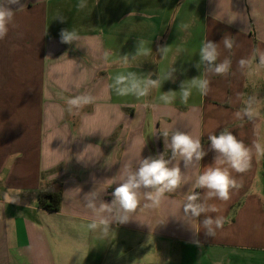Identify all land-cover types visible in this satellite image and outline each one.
<instances>
[{
  "label": "crops",
  "instance_id": "obj_1",
  "mask_svg": "<svg viewBox=\"0 0 264 264\" xmlns=\"http://www.w3.org/2000/svg\"><path fill=\"white\" fill-rule=\"evenodd\" d=\"M80 2L21 0L0 40V264H264V241L252 240L264 239V155L253 147L264 124V68L251 59L254 49L264 50V0H84L83 9ZM61 29L80 39L61 43ZM225 35L236 41L231 53ZM205 40L221 43L219 59L232 61L228 75L195 67ZM139 41L151 54L133 58ZM242 58L251 60L243 69ZM172 67L175 81L140 99L110 87L117 74L157 79ZM198 76L209 79V93L193 88L182 104L180 84ZM169 91L176 98L165 105L159 97ZM77 95L94 101L70 114L66 101ZM253 96L258 115L237 119ZM224 129L252 148L251 166L230 169L239 187L227 201H208L217 212L185 222L186 197L214 163L208 136ZM176 130L200 139L208 154L187 169L180 162L183 182L158 207L145 206L141 192L129 222L105 230L101 221L110 217L89 209L85 195L96 193L98 206L111 203L124 165L170 156L160 133ZM59 185L60 210L39 208V191ZM205 215L223 218L214 237L200 225Z\"/></svg>",
  "mask_w": 264,
  "mask_h": 264
},
{
  "label": "clouds",
  "instance_id": "obj_2",
  "mask_svg": "<svg viewBox=\"0 0 264 264\" xmlns=\"http://www.w3.org/2000/svg\"><path fill=\"white\" fill-rule=\"evenodd\" d=\"M12 6H17L15 10ZM25 5L21 0H0V40H3L8 31L9 25L12 23L16 10L22 9ZM83 9L86 7L84 0L78 5ZM64 22V18H58ZM185 28L188 25L184 26ZM60 42L63 44H73L80 37L75 30L61 29ZM225 49L230 53L236 44V41L231 36L225 35L221 41ZM220 44L210 40L202 42L199 49V61L195 67L200 69L203 65L205 72H210L216 75L226 76L229 74L232 61L230 58L220 60ZM169 46L160 47L159 52L166 55ZM151 49L144 47L143 41H139L137 50L133 58L137 55H150ZM258 57V67L264 68V50L254 49L252 60ZM124 62L127 63L128 56H123ZM219 61V62H218ZM251 60L242 58L238 61L241 69L249 66ZM175 68H170L162 76L157 79H151L152 73L145 77H140L135 72L126 74H117L113 83L110 86L118 96L133 95L137 99L146 97L154 88H160L166 80L175 81L173 73ZM210 81L204 77H194L190 81H184L180 84V102L187 104L189 97L192 95V90L195 88L201 95L206 96L210 91ZM175 91L163 92L159 99L165 104H171L175 100ZM94 98L91 95H77L67 99V110L70 114H78L79 110L84 106L93 103ZM258 103L256 97H249L245 101V106L237 111L234 115L237 119L247 118L253 120L258 115ZM150 105L145 104V107ZM164 138L165 148L170 150L171 155L166 158L165 152L156 156H148L140 158L136 161V166L133 168L131 164L124 165V178L114 188L111 193V203H96L98 195L94 192L85 195L86 206L100 213H107L110 219L105 218L101 221L105 225V230L112 222L124 224L129 222L131 214L135 212L139 203L141 192L144 197L150 202L145 206L158 207L166 193L175 192L183 182L180 162L183 161L184 168L187 169L196 162H200L208 152L202 146L201 140L193 138L190 134L176 130L171 134L169 131L160 133ZM155 135V134H154ZM209 150L215 153L214 163L198 175L195 181V189L204 190L203 193L195 189L187 195L182 206V220L188 222L192 219H198L202 214L215 213L218 209L208 203L213 198L221 201L230 199V190L238 188L236 180L231 176L230 169L237 173L246 172L251 166L252 148L246 146L244 142L237 138L231 131L224 129L219 134L208 136ZM257 155H264V146L259 143L253 145ZM179 160V163H174ZM5 199L9 203L16 202L17 198H9L5 193ZM205 230L207 236L214 237L217 228L223 226V218L216 216L213 218L210 215H205V218L200 223ZM98 227L96 221L89 224V228L95 229Z\"/></svg>",
  "mask_w": 264,
  "mask_h": 264
},
{
  "label": "trees",
  "instance_id": "obj_3",
  "mask_svg": "<svg viewBox=\"0 0 264 264\" xmlns=\"http://www.w3.org/2000/svg\"><path fill=\"white\" fill-rule=\"evenodd\" d=\"M62 202V188L51 186L39 191L37 195V204L39 208L49 211H59Z\"/></svg>",
  "mask_w": 264,
  "mask_h": 264
},
{
  "label": "rangeland",
  "instance_id": "obj_4",
  "mask_svg": "<svg viewBox=\"0 0 264 264\" xmlns=\"http://www.w3.org/2000/svg\"><path fill=\"white\" fill-rule=\"evenodd\" d=\"M260 133H262V134L259 135V137H260V142H259V143H260L262 146H264V124H263L262 127H261ZM263 160H264V157H263ZM261 179H264V174L262 173V171H260V173H259L258 181H260ZM263 185H264V181H263ZM237 208H238V207L236 206L235 209H237ZM252 240H253V243H254L255 241H258V242H260L261 240L264 241V239H263V238H260V237L253 238ZM259 240H260V241H259Z\"/></svg>",
  "mask_w": 264,
  "mask_h": 264
}]
</instances>
